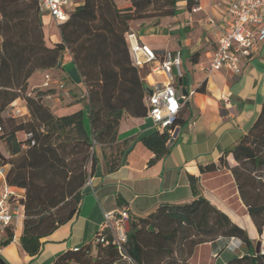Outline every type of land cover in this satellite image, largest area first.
Wrapping results in <instances>:
<instances>
[{"label": "trees", "instance_id": "trees-1", "mask_svg": "<svg viewBox=\"0 0 264 264\" xmlns=\"http://www.w3.org/2000/svg\"><path fill=\"white\" fill-rule=\"evenodd\" d=\"M117 0H83L59 25L62 41L48 46L44 39L40 0H0V126L13 157L6 175L10 185L27 189L20 244L30 255L42 249V238L64 224L77 212L82 198L79 188L89 177L88 164L95 167L94 141L104 143L118 127L123 111L139 115L147 112L145 96L149 87L131 57L126 37L130 21L178 13V0H130L119 7ZM199 0H188L191 9ZM69 49L87 87L92 135L83 127L82 111L55 117L43 102L52 90L35 89L28 93L31 75L40 68L56 67L62 53ZM26 100L33 119L18 121L4 111L16 99ZM55 121L60 126L73 123L79 136L53 142L55 131L44 128ZM180 123L176 120L161 131L144 136L142 141L154 150L151 162L168 153V139ZM54 129L68 127H51ZM27 137L18 140L16 132ZM70 130V129H69ZM232 153L236 164L230 165ZM0 156L3 155L0 153ZM235 177L258 231L264 230V103L250 130L221 157ZM195 198L183 204L161 205L147 217L129 219L124 247L138 264L193 263L190 257L200 244L220 237H238L247 253L216 264H263L246 229L201 195L191 176ZM13 224L5 227L0 246L14 239ZM92 242L59 255L52 264H118L121 254L110 243ZM1 259V258H0Z\"/></svg>", "mask_w": 264, "mask_h": 264}, {"label": "crops", "instance_id": "crops-1", "mask_svg": "<svg viewBox=\"0 0 264 264\" xmlns=\"http://www.w3.org/2000/svg\"><path fill=\"white\" fill-rule=\"evenodd\" d=\"M72 9L83 0H71ZM119 7L131 4L130 0H117ZM232 0H199L200 10L193 12L188 0H178L176 15L130 21V31L137 39L156 51L181 50L183 76L177 77L178 89L185 88L191 94L179 111L180 123L175 128L174 138L167 143L168 153L151 162L154 150L147 147L142 138L162 129L148 116L147 95L151 86L164 80V75L153 70L154 63L137 66L141 77L149 87L145 96L147 112L134 115L123 111L118 127L104 143L94 141L96 163L92 169L88 164L89 177L79 188L82 194L77 212L64 224L58 226L41 240L42 249L37 255H30L20 244L23 231L24 200L27 189L12 185L22 197L19 215L14 226V239L6 246H0V260L7 264H52L61 254L82 248L92 242L91 254L96 255L94 235L104 220L106 212L125 210V222L144 218L161 205H176L192 201L191 176L201 195L209 199L231 219L246 229L258 248L264 254V230L262 233L249 213L229 166L221 162L228 149L239 142L257 120L264 103V42L257 45L250 58L240 62L241 71L234 73L227 69L207 72L205 64L216 47L217 34L229 26ZM194 6V5H193ZM1 17V14H0ZM44 39L48 46L62 41L60 23L50 13L42 11ZM2 38L0 37V42ZM50 74L52 84L45 86V76ZM187 85H184V77ZM65 84L64 89L59 83ZM35 89L52 90L43 96V102L55 117L70 116L81 112L83 127L88 135L93 129L89 118L87 87L74 62L73 54L66 49L58 65L37 69L29 78L28 93ZM50 95V96H49ZM227 98L228 100H225ZM18 121L32 120L33 116L23 98L14 100L4 111ZM68 127L66 131L63 128ZM75 123L60 126L55 121L44 126L55 131L53 142L78 137ZM70 129V130H69ZM18 140L27 137L25 130L16 132ZM0 166L8 172L13 157L4 138L0 139ZM230 165L236 160L232 153L227 156ZM1 182V181H0ZM5 227H0V240ZM238 237H220L197 246L194 254L208 249L218 255V262H226L236 255L228 246ZM240 239V238H238ZM241 240V239H240ZM243 242V241H242ZM262 246V250H260ZM97 252V249H96ZM192 255V259L196 257ZM200 263V261H198ZM205 263V262H204ZM120 264V263H118Z\"/></svg>", "mask_w": 264, "mask_h": 264}, {"label": "built area", "instance_id": "built-area-1", "mask_svg": "<svg viewBox=\"0 0 264 264\" xmlns=\"http://www.w3.org/2000/svg\"><path fill=\"white\" fill-rule=\"evenodd\" d=\"M197 3L192 11L200 10ZM40 9L50 13L58 22L65 21L72 10L71 0H40ZM229 11L231 22L229 26L217 34L216 47L204 69L211 72L217 69H227L234 73L241 71L240 62L243 58H250L257 45L264 42V0H232ZM131 57L136 66L145 63H154L153 70L164 75V80L152 85L151 93L147 95L148 116L154 124L162 130L171 125L194 91L178 93L177 77L183 76L182 51L165 50L156 51L146 43L137 39L133 31L126 34ZM52 84V77L45 76V86ZM59 88L64 89L65 84L59 83ZM50 96V95H49ZM225 100H228L225 98ZM3 129L0 126V135ZM175 130L168 142L174 138ZM6 167L0 166V227L4 228L12 223L19 215V204L22 197L17 190L6 180ZM127 226L125 210L106 212L104 220L94 235V240L103 244H114L121 259L129 263H136L124 247L127 241ZM76 247L75 250H78ZM1 264V263H0Z\"/></svg>", "mask_w": 264, "mask_h": 264}, {"label": "rangeland", "instance_id": "rangeland-1", "mask_svg": "<svg viewBox=\"0 0 264 264\" xmlns=\"http://www.w3.org/2000/svg\"><path fill=\"white\" fill-rule=\"evenodd\" d=\"M228 246L231 249L230 251L234 254H238V253L241 254L246 251V246L244 245L242 240L238 238L233 239V241L229 243ZM255 247L256 248L258 247V243H255ZM260 250H262V246H260ZM94 253H96V249L94 250ZM217 254H215L214 251L209 253L208 249H201L200 251H198L197 254L196 253L194 254L196 256L194 257V259L191 258L192 256L190 257V261L193 263H198V261H200L210 264H216L219 259ZM120 264H138V263H129L128 261L121 259Z\"/></svg>", "mask_w": 264, "mask_h": 264}, {"label": "water", "instance_id": "water-1", "mask_svg": "<svg viewBox=\"0 0 264 264\" xmlns=\"http://www.w3.org/2000/svg\"><path fill=\"white\" fill-rule=\"evenodd\" d=\"M183 80H184V85H187V77H186V76L183 78ZM182 92H184V93L186 92L185 88L180 89V90L178 91L179 94H181ZM150 93H151V91H150ZM258 247H259V246H258ZM258 247H257V249H259ZM0 263H1V264H7V263H6L5 261H3V260H0Z\"/></svg>", "mask_w": 264, "mask_h": 264}]
</instances>
